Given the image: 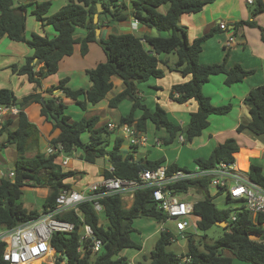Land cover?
<instances>
[{
    "label": "trees",
    "instance_id": "obj_1",
    "mask_svg": "<svg viewBox=\"0 0 264 264\" xmlns=\"http://www.w3.org/2000/svg\"><path fill=\"white\" fill-rule=\"evenodd\" d=\"M217 0H133L130 15L139 24L148 29H155L158 36L145 35L142 38L132 34L109 35L105 39L96 40L95 30L99 23L94 24L93 17L100 4L103 11L100 15H108L111 22H123L129 17L128 7L124 0H75L70 1L52 15H48L50 2L37 3L29 0L26 5H14L13 0H0V39L6 37L12 42L25 43L32 51L31 56L25 58L22 66L13 64L11 72L19 76L25 75L29 83L40 88L43 79L55 74L58 64L65 56H71L73 46L80 45L81 54L84 56L90 42H97L106 55V61L86 71L90 82L89 89L79 88L73 90L66 84L68 78L61 79L58 84L42 93L34 92L20 100L9 89H0V106L14 105L18 107L19 114L17 128L9 130L11 118L0 124V135H6V141L0 143V150L14 144L17 159L14 162L13 180L8 178L9 170L2 169L0 179V227L12 229L19 224L37 218L41 212H46L55 206V200L63 189H71L67 179L78 175L77 172L65 170L58 154L37 153L29 158L26 153L32 148H38L39 132L26 114L25 108L36 103L40 106V116L51 125L49 136L50 144H61L65 155L70 156L76 149H80L82 160L95 163L96 159L105 158L113 167V176L122 179H134L143 170H152L162 165L163 159L155 161L140 159L133 160L132 155L122 157L121 145L123 140L116 137L110 150L109 137L113 133L108 130L107 124L96 127L98 116L85 119L73 118L68 114V106L55 94L61 93L66 98L74 101L75 106L85 111L87 105H96L102 101L113 88L112 76L119 77L125 88L122 92L111 98L108 102L110 108L128 100L131 108L128 114L120 119L121 125L134 126L139 132H146L147 122H151L156 130H163L167 136L162 138L165 146L173 143L181 135L185 142H191L201 135L209 125L210 115H225L232 106L226 104L213 106L210 99L202 92V86L208 82L209 77L223 74L225 85L231 86L241 82L249 74L238 65L227 69L225 56L222 63L201 65L199 53L204 41L214 34H208L189 42L185 28L180 25V18L184 14H200L207 6ZM167 5L166 13L158 9ZM29 14L42 26H51L56 33L55 37L32 33L30 38L25 37V23L28 9ZM264 12V2H254L253 14ZM240 25L254 26L252 22H240ZM76 28L86 30L82 39L74 38ZM174 54L176 62L171 68L162 60L160 55ZM179 72L183 77H189L187 82L173 85L169 97L178 104L191 100L197 103V110L189 114L188 122L183 125L174 124L167 116L166 110L159 104L150 109L142 102L138 94L137 85L149 79H162L166 69ZM248 108L250 119L246 124L240 125L236 132L248 129L255 135L264 134V86L252 89L243 101ZM141 115L135 119V111ZM57 133L54 137L52 135ZM88 134L89 138L83 142L81 136ZM239 151V145L234 137L227 138L218 144L208 158H197L195 165L202 169H211L221 162H235L234 154ZM180 168L176 164L168 167V171ZM107 169L102 171L103 178L112 176ZM248 179L264 188V176L261 168L250 165ZM49 188L50 192L43 200L41 210H27L23 207L20 198L22 188ZM206 179L178 183L171 188L177 193L184 194L193 191L203 194L207 190ZM101 212L107 221L104 226L99 221V214L92 204L85 202L79 205V212L84 223L90 226L96 237L103 243V250L96 255L88 252H77L79 228L81 222L73 213H63L59 219L74 223L76 230L65 236L53 234L51 246L66 264H129L125 257H119L120 252L126 249L141 250V245L132 238L135 219L146 218L156 222L164 221L165 215L160 212L152 201V189L137 191L134 194L130 207L124 205L120 195L102 198L100 201ZM193 215L196 217V228L199 232H206L217 222L227 223L224 234L214 243L207 244L200 239L196 244L193 238L187 239L186 252L176 255L166 248L172 242L170 233L161 232L156 240L154 249L149 254L150 264H231L238 260L250 264H264V216L258 215L254 219L245 209L243 203L233 202L226 196L225 207L217 208L213 199L207 194L194 201ZM235 220L232 221L231 217ZM202 247V248H200ZM4 243L0 242V264H9L2 259ZM189 257L188 263H183L184 257ZM140 264V263H137Z\"/></svg>",
    "mask_w": 264,
    "mask_h": 264
},
{
    "label": "crops",
    "instance_id": "obj_2",
    "mask_svg": "<svg viewBox=\"0 0 264 264\" xmlns=\"http://www.w3.org/2000/svg\"><path fill=\"white\" fill-rule=\"evenodd\" d=\"M70 1L75 0H34V2L37 3L50 2L51 5L48 15L54 14ZM132 1L133 0H124L128 7L129 17L123 22H111L108 15H98L97 23H99V39H105L111 34H132L139 38H142L145 35L158 36V32L155 29H148L137 21L135 22L130 15ZM255 1L257 0H252V3H249L247 0H217L207 6L198 15L184 14L180 18V25L185 28L189 42L208 34L211 30L215 31L213 36L202 44V49L198 58L201 65L222 63L227 55L225 61L227 69L238 65L248 71L249 74L245 76L241 82L235 83L231 86L225 85V76L223 74L209 77L208 82L202 86L203 94L210 99V103L213 106L231 104V110L225 115H210L208 117L209 125L202 131L200 136L195 137L191 142H180L179 137L181 135H178L175 139H177L181 146L187 143L186 147L193 158L206 159L218 144L223 143L229 137H234L239 145V151L234 154L235 165L246 176H248L251 164L259 166L262 175L264 176V134L255 135L248 129H243L239 134L236 132V129L240 125L246 124L250 119L248 108L243 103L245 97L252 89L264 86V12L253 14ZM261 1L264 2V0ZM13 2L15 6L26 5L29 0H13ZM167 8V5H162L158 10L164 14L166 13ZM30 9L31 8L28 9L26 15L25 37L29 39L32 33L55 37L56 33L53 28L51 26H42L39 22L33 19L34 17L29 14ZM240 22H252L255 23V25H240ZM221 23L225 24L226 27L224 29L219 27ZM73 36L76 39H82L86 36V30L76 28ZM230 37H233L234 41L231 44H228ZM1 45H4L6 53L0 51V57L5 59L0 65V72L11 71L10 67L13 64L19 67L22 66L25 62V58L33 54V51L25 43L12 42L6 37L0 39V46ZM170 55L171 54L160 55L159 57L168 62V57H170ZM15 60L17 62L13 63ZM105 61L106 55L97 42H90L88 44V50L84 56L81 54L80 45L75 44L73 46L72 55L63 57L58 64L57 72L43 79L40 88L29 83L25 75L19 76L11 72V75L16 77V90L22 91L26 87L29 88L30 93H20V95H18L14 89H11V91L19 100L35 91L47 96L45 93L47 89L58 84V82L64 78H68L66 85L73 90L79 88L89 89L92 83L90 82L86 71L96 67L100 63H104ZM175 62L172 63L171 66L169 65V67L172 68ZM165 69L167 72L164 78L158 80L151 78L144 83L138 84V94L142 98V102L150 109H153L156 104H159L166 110L168 118L174 124L183 126L188 122L189 114L197 110V103L191 100L184 104H178L169 97V92L173 85L187 82L189 77H183L177 71H171L167 68ZM111 81L113 83V88L102 101L96 105L88 104L85 111L81 112L79 110L80 113L75 112L73 114L75 117L73 118L76 119L77 117L82 116L85 119H89L90 117L98 116L99 122L96 127L108 123L120 124L121 117L129 113L131 102L124 100L117 108H110L108 106L109 100L122 92L125 88L119 77L112 76ZM55 96L60 97L62 102L68 107L75 106L74 101L66 98L61 93L55 94ZM24 113L28 120L36 126L39 132L38 148H32L28 151L26 157H33L37 151L47 155L51 154L55 148V146L50 144L51 137L49 134L51 131V125L40 116V106L36 103L30 104L25 108ZM140 115L141 111L136 110L134 114L135 119ZM17 124L18 119L15 116L11 119L9 130H15ZM149 124L153 131L152 137H148ZM146 127L147 129L144 134L147 138V143L145 146L130 147L122 132L117 131L113 132L109 137L110 145L108 150L112 148L115 138L118 137L123 140L121 145V149L124 152V154H122L123 158L127 155H132L134 161L140 159L150 161L163 159L162 165L169 167L172 164H176L181 167L179 161L182 159V154L171 157V151L169 149L166 151L161 149L163 145L161 140L166 137L167 134L163 130H156L154 125L149 121L147 122ZM56 134L57 133H54L52 137ZM88 138L89 135L87 133L81 136L83 142H86ZM156 139L160 140L161 145L157 146L154 143V140ZM5 141L6 135H0V143H4ZM127 144L130 148L126 146ZM172 145H174V141L171 143L170 147H172ZM124 148H127V150H124ZM140 148L144 149V151H141ZM182 152L183 150L181 153ZM82 155V150L76 149L72 155L67 156L68 163L66 166H63L65 170H71L78 173L75 177L65 181L66 183L71 184V189L73 190H85L91 184L101 182V180L104 179L102 171L111 167L110 165H105V158L96 159L95 163L91 164L82 160L80 158ZM16 159L17 151L14 144L8 145L6 148L0 150V164L9 163L13 168ZM90 171H93V178L88 177L87 172ZM1 177L2 171L0 170V179ZM24 190H31L41 200H44L50 192L49 188H34L31 186L23 187L20 201L23 207L27 210L36 209H33L32 207L28 209L24 204V201L22 200ZM205 194L213 199V203L219 197L224 198L223 204L225 207V193H221L216 188L208 186ZM123 200L127 207H129L132 204L133 199L124 197ZM40 210L41 208L37 211ZM139 219L140 218L135 219L133 224ZM107 224L108 223L103 225L107 226ZM157 224L159 227L156 228V231L160 234L161 224L160 222H157ZM133 240L139 243L135 239ZM142 248L141 245V250L136 251L141 253ZM137 263L134 262L133 264ZM231 264L250 263L233 260Z\"/></svg>",
    "mask_w": 264,
    "mask_h": 264
},
{
    "label": "built area",
    "instance_id": "obj_3",
    "mask_svg": "<svg viewBox=\"0 0 264 264\" xmlns=\"http://www.w3.org/2000/svg\"><path fill=\"white\" fill-rule=\"evenodd\" d=\"M247 1L252 3V0ZM219 27L224 29L226 26L221 23ZM233 41L234 38L230 37L228 44ZM18 114L19 109L14 105L0 106V124ZM107 126L111 132H122L130 147L145 146L147 143L145 134L137 131L134 126L114 123H108ZM179 141L185 140L180 136ZM154 143L161 145L158 139L154 140ZM52 153L59 155L62 166L67 165L68 157L64 154L61 144L56 145ZM107 171L112 175L114 169L109 167ZM13 177V172L10 171L8 178L13 180ZM201 179H206L208 186L225 193L231 201L243 203L253 219L258 215L264 216V188L251 182L248 176L236 167L235 162H221L211 169H202L195 165L192 169L172 172L168 171L167 166L159 165L155 169L141 171L134 179H122L112 175L101 182L91 184L85 190H61L55 200V206L41 212L37 218L12 229L0 227V242L4 243L2 259L9 264H66V260L61 259L50 242L53 234L68 236L76 230L74 223L58 218L68 212H73L81 222L77 252L81 255L87 252L90 255L99 254L103 250V243L96 237L93 229L84 223L79 205L91 203L94 210L100 213L99 201L102 198L120 195L122 200L124 197L133 199L135 192L148 189H152V201L157 209L165 215L164 221L160 222V232L172 234L170 242H175L177 237L184 240L193 238L198 232L196 217L193 215L194 202L181 198V195H187L190 191L180 194L171 187ZM231 220L234 221L235 217L232 216ZM189 261L187 256L182 259L183 263Z\"/></svg>",
    "mask_w": 264,
    "mask_h": 264
},
{
    "label": "rangeland",
    "instance_id": "obj_4",
    "mask_svg": "<svg viewBox=\"0 0 264 264\" xmlns=\"http://www.w3.org/2000/svg\"><path fill=\"white\" fill-rule=\"evenodd\" d=\"M0 51H3L4 53H6V50L4 49V45L0 46ZM4 60H5L4 58L0 57V65L4 62ZM175 61H176V56L174 54H171L170 57H168V62L166 61L165 62L167 63L168 66L169 65L171 66V64L174 63ZM16 62L17 61L15 60L13 63H16ZM15 85H16V77H13L11 75L10 70L6 72H0V89H3V88L9 89V90L14 89V91L18 93V95H20V93H30L29 88H26V87L22 91L21 90L17 91L16 90L17 88ZM75 112L80 113L79 109L76 106L68 107V114L75 117V115H73ZM152 135H153L152 127L149 124L148 137H152ZM175 140H174V145H172V147H170L171 144L168 146L162 145L161 149L164 151L169 149L171 151L170 152L171 157H175L177 155L182 154V159L179 161V165L181 167L192 169L195 166L194 160H196L197 158H193L191 156L190 151H188L186 147L187 143L181 146L178 143L177 139ZM126 146L130 148L128 144ZM124 150H127V148H124ZM140 150L144 151V149L142 148H140ZM182 150L183 152L181 153ZM120 151H121V154H124L122 149H120ZM104 163L105 165H109L107 160H104ZM1 165H2L1 168L4 170L11 171L12 169V166L9 163H4ZM87 174L89 178H93V175H94L93 171L87 172ZM203 195H205V192H203V194H196L193 191H190L187 195H181V198L184 200L196 201V200L201 199ZM223 199L224 198L219 197L218 199L214 201L217 208L224 207ZM22 200L24 201V204L26 205L28 209L32 207L33 209H36V210L41 208V204L43 202V200H41L31 190H24V195H23ZM124 205H126V203H124ZM99 221L102 224L107 223L102 213H100L99 215ZM132 227L134 228L132 238L138 241L142 245L143 247L142 251L141 253H139L134 249H126L120 252L119 257H125L128 260L129 264H133L134 262L136 263L138 262L140 264H150L148 257H149L150 252L154 249L156 240L159 237V233L156 231V228L159 226L156 221L146 219V218H140L139 220L135 221ZM223 234H224V229L221 228L220 226L215 225L204 233L198 231L196 236L193 237V239L195 240L196 244H198V241L200 239L204 243L212 244L218 238H220ZM186 247H187V240L177 237V240L175 242H172L170 245H168L166 250L171 251L175 253L176 255H181V254H184V252L186 251Z\"/></svg>",
    "mask_w": 264,
    "mask_h": 264
},
{
    "label": "water",
    "instance_id": "obj_5",
    "mask_svg": "<svg viewBox=\"0 0 264 264\" xmlns=\"http://www.w3.org/2000/svg\"><path fill=\"white\" fill-rule=\"evenodd\" d=\"M102 11H103V9H102V7H101V5L100 4H98L97 5V13L94 15V17H93V22H94V24H97V22H98V15L100 14V13H102ZM95 35H96V40H99V29H96L95 30ZM216 225L217 226H220L221 228H225L226 227V225H227V223H225V222H217L216 223Z\"/></svg>",
    "mask_w": 264,
    "mask_h": 264
}]
</instances>
